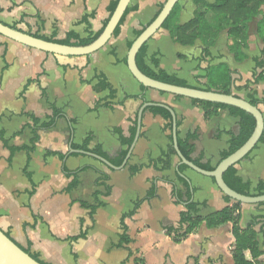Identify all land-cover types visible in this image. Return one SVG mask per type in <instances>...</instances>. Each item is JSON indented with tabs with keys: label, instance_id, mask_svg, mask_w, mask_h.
<instances>
[{
	"label": "crops",
	"instance_id": "0c3cea01",
	"mask_svg": "<svg viewBox=\"0 0 264 264\" xmlns=\"http://www.w3.org/2000/svg\"><path fill=\"white\" fill-rule=\"evenodd\" d=\"M165 1L131 0L128 7L132 9L125 12L119 32L89 55H58L0 35V132L4 137L10 139L11 145L28 144L32 137L27 127L31 115L47 119L53 116L51 105L63 113L52 128L40 132L32 153H12L0 139V229L47 263L264 264V201L237 205V226L243 236L240 246L233 233V221L208 225L203 220L185 238L175 241L177 235L168 230L180 227L184 204L176 200L174 184L183 198L186 191L178 180L176 155L170 169L144 167L132 175L128 166L111 170L84 159L87 155H74L69 150L71 139L72 143L81 144L91 133L90 147L101 145L110 155L116 154L125 146L114 130L119 128L124 136H129L131 122L143 101L172 107L180 120L179 137L198 133L192 156H201L203 162L216 164L228 146V132L238 133V119L227 109H219L217 115L206 118L202 107L189 98H176L151 88L142 91L129 72L128 42L156 17ZM215 2L202 0L198 5L194 0H179L170 26L160 27L146 42L147 57L158 58L162 69L191 85L204 87L211 83L218 88L230 78L234 94L246 100L251 94L262 101L264 3L247 22L245 39L240 41L223 25L222 15L210 10ZM116 3L118 0H0V21L32 35L62 39L73 32L86 37L102 32ZM199 11H205L206 18L220 28L208 55L203 54L204 43L199 38L190 45L175 39L176 27L190 22ZM100 73L116 89L113 98L108 89H93ZM126 94L135 97L118 104ZM106 101L113 102V107L102 105ZM258 107L264 115V104L260 102ZM70 119L75 123H70ZM166 123L161 116L144 111L130 164L147 163L170 147L172 140ZM50 151L68 154L63 161L58 155H46ZM64 162L70 170L89 165L109 174L111 192L99 196L103 205L93 214L80 201L91 203L96 190L104 191L103 186L95 185L98 174L92 169L80 172L77 188L66 192L71 177L62 171ZM236 168L238 175L254 188L264 180V138L236 163ZM182 174L188 179L191 200L199 205L198 215L208 217L228 205L214 178L190 168ZM154 183L155 195L123 218L132 210L134 201L146 197ZM122 218L131 241L120 244ZM239 247L244 261L236 258Z\"/></svg>",
	"mask_w": 264,
	"mask_h": 264
},
{
	"label": "trees",
	"instance_id": "16d2710c",
	"mask_svg": "<svg viewBox=\"0 0 264 264\" xmlns=\"http://www.w3.org/2000/svg\"><path fill=\"white\" fill-rule=\"evenodd\" d=\"M196 3H199L198 5L202 4V0H194ZM264 3V0H216V2L210 6V10L217 15H222L221 20L223 22L224 26L229 27L230 35L236 39H240V41H243L246 36V28H247V22L257 15L259 13L261 5ZM117 4V3H116ZM116 4L113 6L112 11L114 10ZM177 4L172 9L169 16L165 19V21L162 24V27L168 28L174 18L177 14ZM132 9L131 6H129L126 10V13ZM3 11V9L0 7V13ZM125 13V14H126ZM159 13V12H158ZM157 13V14H158ZM205 11H199L194 19H192L190 22H188L185 25L177 26L175 31V39L177 42L183 45H190L194 43L196 39H201L204 43V55L209 54V47L211 46L214 38L217 36V34L220 31V28L217 26H214V24L209 21L206 18ZM125 16V15H124ZM124 16L121 20V22L124 19ZM157 16V15H156ZM13 28H17L16 26H12ZM21 30V29H20ZM119 32V26L116 28L114 35ZM141 32L138 31L136 33V36L139 35ZM34 36L54 41L62 44H69V45H87L91 43L99 34L92 35L89 34L86 37H80L79 35L68 32L66 36L62 39H57L54 36L46 37L38 34H33ZM133 41L128 42V48L131 46ZM136 63L139 69L146 75L163 81L167 83L182 85V86H192L197 88H202L206 90H214L226 94H233L234 96L239 97L237 94L233 93V90L230 86V78L228 82L224 83L222 86L218 88H214L211 83H209L206 86H200V85H191L186 80L181 79L177 77L174 74H169L167 71L162 69L160 67L159 59L156 57H147V45L146 43L141 46L139 51L136 55ZM210 74V70L208 71V75ZM96 78L98 79V82L93 86V89L96 91H101L108 89L110 91V98L114 97V94L116 92V89H114L113 85L110 84V82L107 81L104 74H98L96 75ZM140 89L142 91H145L146 89H149L145 87L144 85L140 84ZM161 93H165L163 91H160ZM176 98H184L180 95H174ZM135 97V96H128L127 94L124 95L123 99L118 102V104L123 105L124 101L127 98ZM194 103H198L204 112V116L206 118L212 117L214 115L218 114L219 109H227L231 116L238 119V125H239V131L238 133L228 132L229 134V140H228V146L221 151L220 153V160L227 157L229 154L234 152L236 149H238L251 135L254 127H255V118L247 111L240 109L233 105H228L224 103L219 102H212V101H206V100H198V99H191ZM247 100L256 106H259L260 102L264 104V99L262 101H259L253 97V95L249 94L247 96ZM144 102V101H143ZM98 105H101V103H97ZM102 105L113 107L114 103L106 101L102 103ZM53 109V116L41 120L40 118L31 115V123L27 125V127L30 128L32 137L28 144L24 145H11L10 139H6L4 137V133L0 132V139L2 140L3 144L12 152L24 150L27 153H32L36 149V144L38 140L40 139V132L42 130H48L52 128L55 124L56 118L59 116H62L63 113L57 109L54 105H51ZM145 110H148L154 115L161 116L167 123L165 128L170 131V139L172 140L171 136V114L168 109L162 106L153 105L147 107ZM263 113V111H262ZM70 123H75L74 119H70ZM136 123H137V115L132 120L130 130H129V136H124L122 131L119 128H116L114 132L118 135L119 141L122 146H125V148H122L119 150L116 154L110 155L108 152H106L101 145H95L93 147H90L91 141L93 140V135L90 133L86 136V138L83 140L81 144L72 143V148L76 149H85V150H91L105 158H107L111 163L114 165H121L122 161L124 160L128 147L131 145L135 132H136ZM180 125V120L177 119V126ZM198 138V133L196 131L188 133L184 138L179 137L177 138L179 149L181 150L182 154L192 162H194L196 165L207 169V170H213L216 165L219 163V161L216 164H212L209 161L203 162L201 161V156L199 158H194L192 155L195 150L194 141ZM264 138V132L262 133L260 139L258 142H261ZM68 153H61L58 151H50L46 155H58V157L65 161V158ZM74 155L78 153H72ZM176 155L175 149L173 145L171 144L170 147L163 152L160 157L153 159L150 158L147 163L142 164H130L129 161L127 163V166L129 168V172L132 175L137 174L140 170H142L144 167H153L156 170H167L170 169L172 166V157ZM247 154L246 156H248ZM245 156V157H246ZM102 164V163H101ZM92 169L98 174V178L95 181L96 186H103L104 191L100 192L96 190L93 194L94 200L93 202L89 203L87 201H80V204L84 208L90 209V213L93 214L95 210L103 205V202L99 200L100 195H108L111 192L112 187L107 183L109 181L110 176L107 173L102 172L98 168L91 167L89 165L78 167L74 170H70L66 165L65 162L62 164V171L67 177H71V181L69 182L68 186L66 187V192H71L72 190L76 189L79 185V173L87 170ZM109 169V168H108ZM188 169V167L184 164H178V171L183 172L184 170ZM223 179L226 182V184L232 188L233 190L244 194L248 196H259L264 194V180H260L257 186L254 188L252 187L251 183L248 181H244L241 176L237 173L236 164L230 166L223 174ZM178 180L183 183L185 187V198L181 196V194L175 189L174 184V194L175 198L178 202H181L184 204V210L180 213V227L177 230L170 229L168 230L169 234L172 232H175L177 235L175 237V241H180L181 239L185 238L189 233H191L199 223H201L203 220L206 221L208 225H219L221 223L227 222V221H233L234 222V228L233 233L236 236L237 244L240 246V239L243 238L242 234L239 232V227L237 226V219L238 214L236 213V207L239 202H236L232 200L230 197L225 196V199L228 202V205L220 212L208 216V217H202L198 215L199 212V205L197 202L191 200V191H190V185L189 183L180 175L178 176ZM156 192V185L155 183L150 187L146 197L144 199H137L134 201L133 208L129 212L123 215V218L126 216H129L135 212L137 207L141 204V202L147 198H150L151 196H154ZM122 218V224L121 229L122 233L120 234V244L123 243H129L131 239L126 234V227L123 223ZM6 235H8L6 233ZM9 236V235H8ZM83 236V234L81 235ZM10 237V236H9ZM71 239H75V237H70ZM252 244V243H251ZM20 246V245H19ZM244 246V245H242ZM21 247V246H20ZM25 252H27L31 257H33L35 260L40 262L41 264H50L45 261H43L37 253L31 252L30 248H24L21 247ZM240 250L236 253V258L238 261H244V257L242 255V247H239ZM253 248V247H252ZM248 264L247 262H245Z\"/></svg>",
	"mask_w": 264,
	"mask_h": 264
},
{
	"label": "water",
	"instance_id": "95a60500",
	"mask_svg": "<svg viewBox=\"0 0 264 264\" xmlns=\"http://www.w3.org/2000/svg\"><path fill=\"white\" fill-rule=\"evenodd\" d=\"M131 0H118V3L112 12L109 20L104 26L102 32L95 38L91 43L87 45H69L62 44L54 41H49L30 33L22 31L18 28H13L0 21V35L14 40L18 43L65 56H80L89 55L96 52L102 48L109 39L113 36L116 28L121 22L127 7ZM179 0H166L161 7L157 16L140 32L139 35L133 40L131 46L127 52V67L131 75L136 79V81L147 88L155 89L157 91H163L173 95H180L189 99L206 100L212 102H219L228 105L236 106L249 112L255 118V127L249 136V138L234 152L229 154L227 157L219 161L213 170L204 169L196 165L191 160L187 159L181 152L178 146V133H177V114L175 110L169 105L145 101L139 107L137 112V123L136 132L131 145L128 147L127 154L122 161L121 165H114L107 158L91 151L85 149L72 148V139L69 141V150L72 153H79L87 155L98 162L102 163L105 167L111 170H121L127 166L130 160L133 149L139 139L142 127V118L145 109L149 106L158 105L165 107L169 110L171 114V136L172 144L178 157V164H184L188 168L214 178L218 188L224 193V195L230 197L232 200L241 203H256L264 201V194L259 196H248L241 194L232 188H230L223 179L224 172L232 165L238 163L247 154H249L253 148L257 145L263 131H264V115L258 106L251 104L248 100L234 96L233 94H226L214 90H206L202 88L192 87V86H182L172 83L163 82L154 79L146 74H144L136 63V55L143 44H145L155 33L162 27L163 22L169 16L175 4ZM178 170V167H176ZM178 173L184 177V175L178 171ZM186 178V177H185ZM188 180V179H186ZM0 264H41L33 257H31L27 252H25L15 241L11 239L5 232L0 229Z\"/></svg>",
	"mask_w": 264,
	"mask_h": 264
},
{
	"label": "rangeland",
	"instance_id": "374dc122",
	"mask_svg": "<svg viewBox=\"0 0 264 264\" xmlns=\"http://www.w3.org/2000/svg\"><path fill=\"white\" fill-rule=\"evenodd\" d=\"M84 159L89 160V161H91L93 163H96L97 165H100V166L103 165L100 162H98L97 160H95V159H93L91 157H88V156H84Z\"/></svg>",
	"mask_w": 264,
	"mask_h": 264
}]
</instances>
